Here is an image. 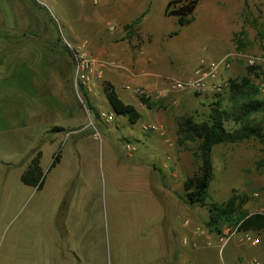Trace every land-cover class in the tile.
I'll list each match as a JSON object with an SVG mask.
<instances>
[{
  "label": "rangeland",
  "instance_id": "1",
  "mask_svg": "<svg viewBox=\"0 0 264 264\" xmlns=\"http://www.w3.org/2000/svg\"><path fill=\"white\" fill-rule=\"evenodd\" d=\"M142 1L149 8L127 38L128 23L106 27L93 15V0H0V264H159L169 248L181 264V238L188 242L192 227L206 236L195 264H229L235 255L232 241L222 243V232L208 225V206L184 202L183 181L200 163L193 154L199 141L179 145L177 134L183 116L203 120L218 98L234 107L227 85L216 93L187 87L196 98L166 93L146 108L132 98V77L125 90L109 78L141 113L134 123L112 110L102 85L107 68L122 71L121 57L141 54L147 65L159 51L173 62L171 80L190 77L202 59L226 56L230 65L218 69L219 78H240L251 65L246 57L264 50V0H198L183 26L164 14L168 0ZM108 2L117 8L118 0ZM137 9L129 15L138 16ZM68 29L108 32L92 36L95 51L86 39L88 51L105 63L92 93L74 87ZM253 65L264 100V58ZM250 118L263 125L264 108ZM38 150L40 187L20 179ZM56 152L61 157L51 164ZM212 161L206 203L226 201L236 190L249 195L243 208L264 213V143L250 137L213 145ZM235 236L244 239V231ZM243 250L247 260L264 259L258 249Z\"/></svg>",
  "mask_w": 264,
  "mask_h": 264
},
{
  "label": "trees",
  "instance_id": "2",
  "mask_svg": "<svg viewBox=\"0 0 264 264\" xmlns=\"http://www.w3.org/2000/svg\"><path fill=\"white\" fill-rule=\"evenodd\" d=\"M198 0H168L164 14L166 16H176L179 26H183L192 21L193 11L197 6ZM147 7L135 19L125 25L126 37L130 38L134 29L144 17ZM176 33V31H174ZM264 37V28L260 33ZM65 50L68 51L65 43ZM70 56V53L68 51ZM71 57V56H70ZM72 61V59H71ZM73 65V62H72ZM71 65V66H72ZM258 68L253 64L248 65L246 73L240 78L229 77L226 89L234 107L230 109L222 106L220 98L211 103L207 117L197 121L193 115H186L177 124L178 144L182 145L187 141H199L193 154L200 161L197 170L183 181L185 190L184 202L191 205L208 206L209 220L208 225L216 232H222L221 224H238V230H259L264 228V213L256 211L250 213L243 208L248 201L249 195L232 190L231 195L226 201L206 203L207 190L213 178V145L229 142H237L247 138L257 139L264 143V124L253 123L250 115L264 108V100L259 98V86L254 82L258 77ZM83 91V89L81 88ZM102 90L116 113L125 116L130 122L134 123L141 118V113L132 103H125L115 90L113 83L103 80ZM86 94V92L83 91ZM219 95L218 93L216 94ZM140 102L147 107L151 106L149 98L139 96ZM88 108L95 112L96 107L86 103ZM233 120L238 126L228 128L227 123ZM52 130H64L63 126L55 125ZM41 150H38L33 158L30 159L26 171H23L20 179L27 185L42 184V171L39 166ZM61 155L56 152L51 164L60 159Z\"/></svg>",
  "mask_w": 264,
  "mask_h": 264
},
{
  "label": "crops",
  "instance_id": "3",
  "mask_svg": "<svg viewBox=\"0 0 264 264\" xmlns=\"http://www.w3.org/2000/svg\"><path fill=\"white\" fill-rule=\"evenodd\" d=\"M109 0H93V2H96L98 4L97 7L93 10V15L96 19L104 21L103 23L107 27L111 24H118V25H124L125 23H130L133 19L136 17L130 16L129 13L133 9H137V12L140 14L143 12L147 7L144 6V2L142 0H118L117 8L114 9L112 5L108 2ZM85 20H88L87 16L85 17ZM87 22V21H85ZM83 30V29H82ZM80 29L77 30H67V39L73 43H85L86 39L88 38L90 43V48L95 51V45H93L91 42L92 36L94 35L97 39L104 38V36L108 33L106 30V33H93L90 36L85 35V33L80 34ZM127 44L126 46H128ZM27 52V51H26ZM28 53V52H27ZM97 54H100L98 51ZM160 54V55H158ZM157 55V56H156ZM156 63L155 58L150 56L148 57L149 60H147V65L143 64V57L140 55H137L133 57H121L124 62L125 66H123L122 71L121 70H113L112 68H107V75H108V81L111 82V79H113L121 89L124 88L127 84L126 79L127 78H133L134 85L133 86H140V88H143L146 90V92L149 93V101L151 102V106L147 107L146 105L142 104L140 102L139 96H137L133 92V99L138 102L139 107H146L151 108L152 102L156 100L159 101V98L163 97L166 93L176 94L177 97H180L181 99H186L192 96V98H196V94H191V90L189 88H183V89H177L175 90L171 86V79L170 78L174 73H172V69L169 67L173 65V62H166V57L163 53L159 51V53L155 52ZM147 66H149L147 68ZM195 68V67H194ZM129 74V76H127ZM185 76V75H183ZM188 78V77H187ZM112 83V82H111ZM125 85V86H124ZM114 86V84H113ZM115 88V87H114ZM103 91V90H102ZM160 93H163V96H160ZM202 96V95H201ZM198 97V96H197ZM197 100V99H196ZM200 104V102H198ZM186 222L183 221L182 229H184V225ZM249 232L252 236L259 238L258 242L255 244L250 243L245 238H239L233 235L231 238H229L227 241H232L233 245L235 246L236 253L235 255H229V264H264V259L259 260L260 258L258 256H254L250 260L246 259L245 252L243 248H249V249H258L261 253H264V247L262 245V241L264 240V228L259 230H243ZM254 233V234H253ZM221 234V233H220ZM187 236L184 235L182 239L183 244L181 242L182 248L181 251L184 252V259L182 260L181 264H195L194 261L197 260V257H199V251L202 247L205 246V238L206 236H201L199 228L198 227H192L191 231L189 232L188 236V242L185 241V238ZM223 235L219 236V239L222 238ZM226 241V242H227ZM224 242V244L226 243ZM222 245V244H221ZM169 256L166 258V262L164 260H161L159 264H177L175 263L174 252L177 250H173L172 248L168 249ZM171 250V251H170ZM178 257V256H177ZM164 259V258H163ZM193 261V262H192Z\"/></svg>",
  "mask_w": 264,
  "mask_h": 264
},
{
  "label": "built area",
  "instance_id": "4",
  "mask_svg": "<svg viewBox=\"0 0 264 264\" xmlns=\"http://www.w3.org/2000/svg\"><path fill=\"white\" fill-rule=\"evenodd\" d=\"M64 43L70 53L73 65L72 71L74 76V87L76 90L83 89L86 93H92L95 88L96 78L101 76L102 66H105L103 61L95 58L85 47V43H73L66 38ZM228 56L222 58L218 62H206L201 60L200 65L196 67L193 71V74L182 80H172L171 87L183 89L187 87H192L196 92H218L222 87L227 85V81L222 82L218 76L219 68L221 66H229L230 63L227 61ZM264 58V50L257 56H248L246 60L249 64H253L256 61H259ZM130 88L129 85L125 86ZM132 91L138 96L150 97L149 93L145 89L140 88V86H132ZM163 93H160V96H163ZM150 127H155L150 125ZM255 197L258 196L257 192H254ZM238 230V224H235L233 227L228 226L222 230L223 237L219 240L224 243L233 235H235ZM244 237L247 241L252 244L258 242L259 238L252 236L249 232L244 231Z\"/></svg>",
  "mask_w": 264,
  "mask_h": 264
},
{
  "label": "water",
  "instance_id": "5",
  "mask_svg": "<svg viewBox=\"0 0 264 264\" xmlns=\"http://www.w3.org/2000/svg\"><path fill=\"white\" fill-rule=\"evenodd\" d=\"M110 105V104H109ZM112 108V110L114 111V109H113V107H111Z\"/></svg>",
  "mask_w": 264,
  "mask_h": 264
}]
</instances>
